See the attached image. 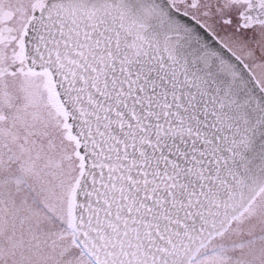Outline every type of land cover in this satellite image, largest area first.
<instances>
[{
    "label": "snow or ice",
    "instance_id": "obj_1",
    "mask_svg": "<svg viewBox=\"0 0 264 264\" xmlns=\"http://www.w3.org/2000/svg\"><path fill=\"white\" fill-rule=\"evenodd\" d=\"M0 264H264V0H0Z\"/></svg>",
    "mask_w": 264,
    "mask_h": 264
}]
</instances>
